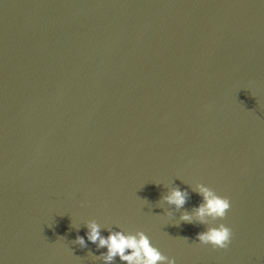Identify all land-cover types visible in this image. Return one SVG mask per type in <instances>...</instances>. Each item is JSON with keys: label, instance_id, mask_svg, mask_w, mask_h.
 Segmentation results:
<instances>
[{"label": "water", "instance_id": "water-1", "mask_svg": "<svg viewBox=\"0 0 264 264\" xmlns=\"http://www.w3.org/2000/svg\"><path fill=\"white\" fill-rule=\"evenodd\" d=\"M199 183L230 199L226 249L180 221ZM90 220L264 264V0H0V264H104Z\"/></svg>", "mask_w": 264, "mask_h": 264}, {"label": "clouds", "instance_id": "clouds-1", "mask_svg": "<svg viewBox=\"0 0 264 264\" xmlns=\"http://www.w3.org/2000/svg\"><path fill=\"white\" fill-rule=\"evenodd\" d=\"M194 191L202 197V202L198 206H194L191 211H183L180 221L207 226L204 231L197 233L199 243L210 244L213 248L218 249L228 248L232 241L233 230L223 222L216 224V221H222L227 216L231 207L230 199L219 195L213 188L203 183L197 184ZM189 198L190 194L186 189L182 190L175 186L168 190L161 200L180 211ZM85 226L88 229L87 240L96 244L98 249L107 248V251L101 252L99 256L91 251L88 255L102 260L104 264H115L117 257L126 264H176V259L170 258L154 246L150 237L143 230L131 233L107 228L109 235L104 236L101 234L102 226L96 220L88 221ZM184 238L188 240L187 237ZM73 242L82 248L87 247L84 236L77 235Z\"/></svg>", "mask_w": 264, "mask_h": 264}]
</instances>
